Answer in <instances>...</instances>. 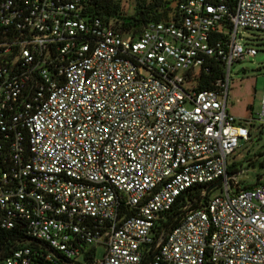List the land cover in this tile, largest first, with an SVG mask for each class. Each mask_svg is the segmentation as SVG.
<instances>
[{
  "label": "built area",
  "instance_id": "1",
  "mask_svg": "<svg viewBox=\"0 0 264 264\" xmlns=\"http://www.w3.org/2000/svg\"><path fill=\"white\" fill-rule=\"evenodd\" d=\"M92 2L0 0V264H142L155 242L151 264H264V184L229 172L264 93L257 119L228 110L264 0H183L138 34ZM212 57L224 77L198 90ZM218 180L156 236L185 191Z\"/></svg>",
  "mask_w": 264,
  "mask_h": 264
},
{
  "label": "trees",
  "instance_id": "2",
  "mask_svg": "<svg viewBox=\"0 0 264 264\" xmlns=\"http://www.w3.org/2000/svg\"><path fill=\"white\" fill-rule=\"evenodd\" d=\"M183 0H136L135 8L133 12L126 11L122 5V0H94L91 3V11L94 15H99L103 18H118L119 27L125 33H140L144 27L150 22H162L175 20L178 15V4ZM232 0H229L231 4ZM232 5V4H231ZM208 67H203L194 75L195 84L194 87L198 90L211 89L214 87L215 81L224 77V67L220 60L216 57L208 59ZM252 110V106H250ZM254 126V125H252ZM264 155L263 152H257L255 156ZM248 162V163H247ZM254 159L245 156L243 162H233L229 166V172H237L245 170V165L256 167ZM259 168L263 170V173H259L255 177V182L249 180H240L239 188L255 187L259 184H264V158L259 161ZM207 190V186L192 187L185 191L177 200V203L164 214V217L157 224L156 236L164 232H169L175 225L178 224L182 215L177 216L186 204H190L192 207H198L208 200L210 195L203 194ZM130 213V211H128ZM132 213V212H131ZM14 232H19L15 230ZM7 235H13V232H4ZM9 242V238H5L0 241V249L6 248V243ZM155 245L147 253L143 259L142 264H147L149 258L156 249ZM8 252L4 253V255ZM94 250L92 255H94ZM91 254L88 252L87 257ZM90 264H94L91 262Z\"/></svg>",
  "mask_w": 264,
  "mask_h": 264
},
{
  "label": "rangeland",
  "instance_id": "3",
  "mask_svg": "<svg viewBox=\"0 0 264 264\" xmlns=\"http://www.w3.org/2000/svg\"><path fill=\"white\" fill-rule=\"evenodd\" d=\"M136 0H122V5L126 11L133 12ZM243 40L241 42L253 45L258 53L256 56L247 57L244 60L235 62L231 66L230 96L228 110L239 119H257L263 112L262 94L264 93V31L248 29L241 32ZM252 106V110L250 109ZM252 137L250 141H242L236 153L229 158V162H243L245 156L254 159L256 167L245 165L243 171L239 172V180H249L255 182V177L263 170L259 168L258 160L261 161L264 155L255 156L257 152L264 151V124L255 121L252 126ZM248 163V162H247ZM219 188L211 194L219 193ZM97 257H103L105 246H95Z\"/></svg>",
  "mask_w": 264,
  "mask_h": 264
},
{
  "label": "water",
  "instance_id": "4",
  "mask_svg": "<svg viewBox=\"0 0 264 264\" xmlns=\"http://www.w3.org/2000/svg\"><path fill=\"white\" fill-rule=\"evenodd\" d=\"M221 181H222V180H218V181H216L215 183H213L212 185H210V186L208 187V189H207V193H209L212 189H214L216 186H218V185L221 183ZM183 212H184V211L182 210L179 214H177V216H180L181 214H183ZM158 250H159V248L157 247V248L155 249L154 253H153V254L151 255V257L149 258L147 264H151V263H152V261H153L155 255L157 254Z\"/></svg>",
  "mask_w": 264,
  "mask_h": 264
}]
</instances>
